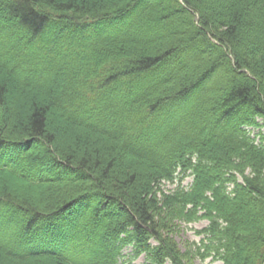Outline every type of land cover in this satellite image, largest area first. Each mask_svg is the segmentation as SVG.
Listing matches in <instances>:
<instances>
[{"label":"trees","instance_id":"obj_1","mask_svg":"<svg viewBox=\"0 0 264 264\" xmlns=\"http://www.w3.org/2000/svg\"><path fill=\"white\" fill-rule=\"evenodd\" d=\"M3 73L42 103L23 123L0 82V178L27 189L1 182L0 264H120L126 247L264 264V0H0ZM53 116L110 157L63 150ZM173 219L208 222L194 250Z\"/></svg>","mask_w":264,"mask_h":264},{"label":"rangeland","instance_id":"obj_2","mask_svg":"<svg viewBox=\"0 0 264 264\" xmlns=\"http://www.w3.org/2000/svg\"><path fill=\"white\" fill-rule=\"evenodd\" d=\"M0 82L6 86V96L8 101L11 102V105L6 106L9 110L16 104V111L18 113V118L23 123H28L29 117L31 115L32 107L34 104H41V98L34 95L33 93L28 92L21 95L17 98V102H15V97L13 94L16 91H12L13 88L7 84L9 80L8 76L3 73L0 74ZM17 82V81H16ZM17 93V92H16ZM15 100V101H14ZM16 113V112H15ZM52 125L59 129L57 133V141L60 144L61 148L65 151L75 152L79 156H84L85 158H92L91 160L94 161L96 158H101L105 160L110 157V150L106 144V142H102L99 139H93L92 142H89L85 137L81 136L75 129L71 127H65L63 124H59L56 122L54 116L52 118ZM59 125V126H58ZM261 132L264 133V127L261 128ZM258 133L257 130L252 132L251 136H254ZM59 146V145H58ZM1 182H3L9 190L14 191L15 193L27 192V189L18 184L13 182L9 178H0V187ZM178 180H175L174 183L164 182L161 185V188L165 192L173 191L177 185ZM192 182L191 177H185L181 182L182 187H188ZM28 194L31 196L38 195V192H34L33 190L28 191ZM172 225H170L171 232L170 238L173 239V242L177 245L178 249L181 253H186L189 251L194 250L195 244H199L202 238L201 235L198 234L199 231L203 230L208 226V222L206 221H199L194 223H183L178 219H173ZM166 232L165 234L167 235ZM152 245H155L154 243ZM120 264H147L144 255L137 257L136 259L133 258V248L126 247L122 252V257L120 258ZM168 264V263H166ZM194 264H222L219 261H213L211 259H207L205 261H201L200 259H195Z\"/></svg>","mask_w":264,"mask_h":264}]
</instances>
